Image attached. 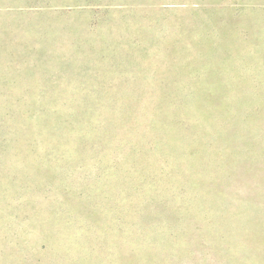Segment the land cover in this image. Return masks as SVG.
<instances>
[{
    "label": "rangeland",
    "instance_id": "obj_1",
    "mask_svg": "<svg viewBox=\"0 0 264 264\" xmlns=\"http://www.w3.org/2000/svg\"><path fill=\"white\" fill-rule=\"evenodd\" d=\"M0 264H264V0H0Z\"/></svg>",
    "mask_w": 264,
    "mask_h": 264
}]
</instances>
